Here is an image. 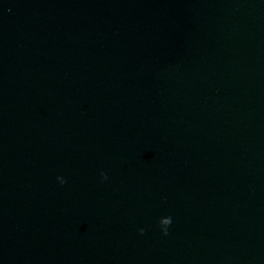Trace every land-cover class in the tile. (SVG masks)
Segmentation results:
<instances>
[{
	"label": "water",
	"instance_id": "95a60500",
	"mask_svg": "<svg viewBox=\"0 0 264 264\" xmlns=\"http://www.w3.org/2000/svg\"><path fill=\"white\" fill-rule=\"evenodd\" d=\"M0 264H264V0H0Z\"/></svg>",
	"mask_w": 264,
	"mask_h": 264
}]
</instances>
